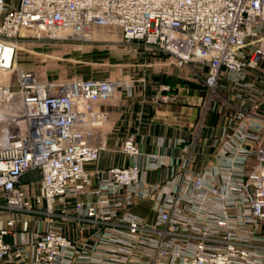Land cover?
<instances>
[{"label": "built area", "instance_id": "obj_1", "mask_svg": "<svg viewBox=\"0 0 264 264\" xmlns=\"http://www.w3.org/2000/svg\"><path fill=\"white\" fill-rule=\"evenodd\" d=\"M92 26L117 27L127 43L174 64L199 63L213 89L223 75L246 86L258 72L254 97L226 101L236 111L204 137L202 151H216L208 163L197 166L198 139L184 134L161 142L171 153H144L129 136L119 153L131 163L92 167L107 150L103 139L92 142L96 129L110 118L96 104L130 83L40 80L17 69L16 54L9 64L3 57L23 31L49 39L41 33ZM1 54L17 83L0 84V208L48 218L42 229L1 214L0 264L13 249L9 235L19 264H264V0H0ZM31 170L41 174L36 194L23 182ZM144 202L152 218L134 211ZM62 205L91 226L80 229L88 234L63 231L55 221Z\"/></svg>", "mask_w": 264, "mask_h": 264}, {"label": "crops", "instance_id": "obj_2", "mask_svg": "<svg viewBox=\"0 0 264 264\" xmlns=\"http://www.w3.org/2000/svg\"><path fill=\"white\" fill-rule=\"evenodd\" d=\"M128 44L134 50L136 58L138 57L137 61L134 59L126 65L134 70L131 75H126L130 76L127 80L130 86L120 87L111 99L97 103L110 114L109 121L96 129V138L92 140L93 143L100 139L106 142L107 150L102 154L100 164L108 166L131 163L132 159L119 153L120 144L129 136L136 139L144 153H159L164 150L171 153L173 150L168 147L164 149L161 142L166 145L184 134L194 137L193 134L197 132L192 131V127L204 119L205 126L208 127L205 132L199 131L197 152H201L204 137H209L214 131L219 134L228 116H219L214 112V100L210 99L213 97L212 91L197 79L196 69L199 63L177 65L164 54L146 49L140 42ZM257 76L258 72L254 71L249 76L250 79L245 81L248 85H238L237 97L254 96ZM223 81L221 79L222 87L225 85ZM228 96L232 97L230 94ZM237 97H233V101L228 99V102L236 104ZM215 121L217 124L213 128ZM210 127L213 128V133L212 128L210 131L208 129ZM199 160L198 156V162ZM159 176L160 172L149 174L153 181ZM6 240L13 243V249L4 264H19V259L15 257L13 236H7ZM29 259L30 257L26 258L27 261Z\"/></svg>", "mask_w": 264, "mask_h": 264}, {"label": "rangeland", "instance_id": "obj_3", "mask_svg": "<svg viewBox=\"0 0 264 264\" xmlns=\"http://www.w3.org/2000/svg\"><path fill=\"white\" fill-rule=\"evenodd\" d=\"M54 29H58L59 32L65 31V35L60 37L43 36L41 34L43 37L49 38L44 39L38 35L25 31L22 35L24 37H19L11 41L17 45L18 48L13 49V51L11 49L7 50L6 64H9L11 56L16 54L17 69L30 72L34 74L37 79L45 81H58L75 78H104L113 80L130 79V76L126 77V75H131L134 70L126 65L133 62L134 59L137 61L138 57L136 58L134 50H132L129 44L123 39L119 28L111 26H92L84 32H73L60 28ZM67 32L70 33V35ZM196 70L198 74V82L204 83V77L207 70L200 64H198ZM16 72L0 67V84L15 85L17 83ZM222 79L224 80L223 83L225 82L224 87H222L220 83L214 89L208 87L205 83L204 85L213 93V97H210V99L212 98L214 100L212 103L214 112H217V115L219 116L221 114V116H228L230 113H234L236 109L225 102V100L228 101V99H230V101H233V97H237L239 86L237 82L228 75H223ZM249 79L250 78L247 77V80ZM228 94L232 95V97L228 96ZM97 107L99 106L97 105ZM220 107H222V109H220ZM262 110L264 111V108ZM199 119L200 117H198V120ZM226 121H228V117ZM204 122L205 120L203 119L200 123L198 122L197 125L192 127V131L197 132V134L194 133L193 135L194 137H197L198 142H200L199 131H207L206 128L208 126L206 127ZM216 124L215 121L213 128L216 127ZM211 128L212 127L208 128L209 131ZM213 128L212 133L214 131ZM213 134H216V132L214 131ZM215 153V149L209 144L202 152L197 153L200 159L197 166L202 167L204 164L208 163ZM92 167L105 168L106 166L100 164V161H98L94 163ZM40 178L41 174L38 170L28 171L24 175L23 182L31 193H38ZM149 205V202H144V204L141 203L138 208L134 209V211L143 215L147 219L152 218ZM46 208L47 206L45 205L44 211H46ZM68 212L70 213L67 214L64 212V205L60 206L55 221L63 225V231L68 236L78 240L88 234L89 231L81 232V227L91 226L83 219L82 221H78V219L72 218L75 216L73 208L69 209ZM1 214L2 216L6 215V217L14 216L18 219L28 218L31 220L32 225L36 224L38 221L42 229L45 228L48 218L45 213L37 214L28 211L17 212L5 208H0V215ZM65 214L68 215L66 218L68 221L63 220Z\"/></svg>", "mask_w": 264, "mask_h": 264}, {"label": "bare ground", "instance_id": "obj_4", "mask_svg": "<svg viewBox=\"0 0 264 264\" xmlns=\"http://www.w3.org/2000/svg\"><path fill=\"white\" fill-rule=\"evenodd\" d=\"M60 29H64V30H68V31H73V32H77L75 30H73L72 28H69V27H59ZM84 32V31H83ZM25 33V31H23L22 35ZM68 33V32H67ZM66 33V34H67ZM43 36H60L62 37L63 35H65V31H61L59 32L58 29H49L46 33H41ZM70 35V33H68ZM8 50V49H7ZM7 50H5V53H4V58L6 59V56H7ZM2 57V54L0 55V58ZM5 69V68H4ZM7 70V69H6ZM21 108V105L20 107L18 108V110H20ZM21 111H23V109H21ZM7 111L6 109H0V141H3L4 137H5V131L6 130V125L3 123V120L6 118L7 116Z\"/></svg>", "mask_w": 264, "mask_h": 264}]
</instances>
